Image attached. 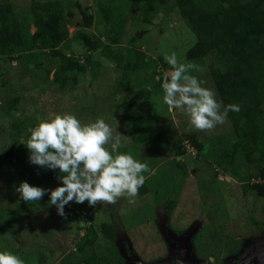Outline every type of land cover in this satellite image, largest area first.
<instances>
[{
	"label": "rangeland",
	"instance_id": "1",
	"mask_svg": "<svg viewBox=\"0 0 264 264\" xmlns=\"http://www.w3.org/2000/svg\"><path fill=\"white\" fill-rule=\"evenodd\" d=\"M1 1L11 3L16 11L25 12L31 0ZM75 3L86 8V14L92 16V26L82 29L83 32L99 40L101 46L109 45L120 50L122 47L131 48L130 54L135 50L142 51L147 58L162 61L166 65L160 68L163 72L162 75L157 74L160 77L171 71L165 55L175 52L178 62L188 63L183 59V50L192 44L193 36L177 12H170L168 17L158 16L155 26L150 29L139 23L140 15H130L119 31L120 43L112 45L109 38L118 32L111 33L105 27L103 18L96 13L93 0H69L70 10L77 14ZM77 18L73 22H77ZM76 30V26L69 25L66 43L69 51L65 54H72L71 57L81 63L84 55L90 54L73 40ZM133 36L136 40L130 45L128 41ZM110 55L114 59L115 55ZM92 56L101 65L96 77L92 78L89 73L77 75L75 77L81 81L77 84L70 82L65 92L55 87H45L41 91L38 81H35L38 77L31 78L26 72L8 75L4 91L9 92L10 97L19 96L16 115H33L37 124L63 113L75 115L82 123L102 118L113 128L114 137L119 136L117 151L131 154L147 165V172L143 173L146 189L143 195H123L114 203L98 201L97 208L103 216L92 218L91 222H108L115 233L111 243L97 237L98 255H104L111 249L124 264H264V198L256 196L257 172L249 168V181L231 178L215 164L224 143L216 142L214 137L207 139L216 132L220 136L229 134L226 118L211 129H197L183 111L167 110L162 100L163 90L157 84L159 80L155 79L158 68L153 69V64L149 69L135 70L132 81L128 78L124 81L114 60L97 54ZM209 60L208 56L196 61L189 74L202 81V86L214 89L208 77ZM40 62L42 70H49L48 80H51L58 61L46 53ZM94 79L96 81L92 84ZM118 82L124 83L118 86ZM4 91L0 90V103ZM137 94L147 96L161 130V140L138 147L130 144L119 117L128 113V104ZM60 105L66 106L65 111L59 110ZM3 115L0 113V126L4 129L7 121ZM190 133L206 136L204 152L198 153L187 144L186 136ZM225 138L227 141L230 139ZM5 143L6 133L0 131V149ZM178 146H184L185 153L174 159L173 150ZM106 147L111 150L110 144ZM3 160L0 152V232L9 236H0V249L13 250L21 245V248L29 247L40 254L52 251V264H59L67 256L73 257L76 244L89 227L88 222L83 219L66 220V211L60 216L48 203L36 211L23 213L24 218H20L21 212L18 215L12 209V201L21 205L25 202L19 199L18 194L8 192ZM3 201H10L12 206L2 204ZM226 242L236 243L238 250L235 255L225 257Z\"/></svg>",
	"mask_w": 264,
	"mask_h": 264
},
{
	"label": "trees",
	"instance_id": "2",
	"mask_svg": "<svg viewBox=\"0 0 264 264\" xmlns=\"http://www.w3.org/2000/svg\"><path fill=\"white\" fill-rule=\"evenodd\" d=\"M93 2L97 15L105 22V27L109 28L111 33L118 32L109 38L112 45L120 43L119 31L130 15H140L139 23L148 26V29L155 26L156 18L160 15L168 17L172 11L180 15L182 23L193 36L192 44L183 50L184 61L192 64L193 68L196 61L209 56V82L216 91L221 109L229 104L239 106L238 111L229 110L225 117L229 125V134L220 136L216 132L207 138L212 140L214 137L216 142L224 143L222 145L224 149L217 154L215 164L222 167L231 178L239 181H249L251 178L249 168L254 169L257 172V181L254 185L256 196L264 198V0H93ZM68 3L69 0H31L25 12H19L11 3L0 0V90H5L8 75L26 72L31 78L38 77L35 81H38L41 91H44L45 87L49 89L55 87L54 89L65 92L70 82L77 84L81 81L76 78L77 75L84 76L89 73L92 78L96 77L101 65L93 58L94 54L109 58L110 61L114 60L113 62L120 68V78L124 81L127 78L132 81L135 70L145 67L149 69L151 64L153 69L158 68L155 75L158 73L162 75L160 68L166 64L147 58L142 51L135 50L130 54L129 51L132 49L128 47V49L122 47L120 50L109 45L101 46L99 40L91 38L82 30L92 26V16L86 14V8H81L75 3L74 6L78 8L75 14L70 10L71 5ZM77 17L79 20L73 22L78 19ZM69 25L78 29L73 35V40L90 54L84 55L81 63L72 58V54L70 56L65 54L69 51L66 44ZM135 40L133 36L128 42L132 45ZM46 53L58 61L51 80H48L49 70H42L40 65V59ZM110 53L115 55L114 59ZM169 68L171 70L170 66ZM163 77L161 76V80ZM95 81L96 79L92 84ZM123 83L118 82L117 85ZM157 84H160V81ZM3 97L0 113L4 114L7 125L4 129L0 126V131L6 133V143L3 147L10 142L2 152L8 192L19 195L15 187L22 180L44 188L55 187L59 183L56 171L27 162V149L23 143L28 139V129L37 125L35 118L33 115L24 117L16 115L19 111V96L10 97V93L4 91ZM150 104L147 96L134 95L128 104V113L119 116L130 144L137 147L161 140L160 121L156 119L155 112L151 111ZM58 107L61 108L60 111L66 109L65 105ZM205 137L190 133L186 136L187 144L196 152L202 153L205 151L207 140ZM225 137L230 139L227 141ZM184 153L185 147L178 146L173 150V158ZM145 192L146 189L142 185L137 193L143 195ZM47 200L45 194L39 201L25 202V205L13 201V206L10 201H3L2 204L11 205L15 212H21L19 217L24 218L23 213L36 211L45 205ZM69 205L71 210L64 209L66 220L82 219L74 212L88 211L92 206L87 201L69 202ZM5 235L9 236L0 232V236ZM114 235L110 223L100 222L98 225L91 222L76 244L75 255L63 258L59 264H124L111 249L104 255H98L97 237L110 242ZM3 250L6 249H0ZM237 250L235 242H226V256L234 255ZM7 251L22 258L23 264L54 262L52 251L40 254L29 247L21 248V245Z\"/></svg>",
	"mask_w": 264,
	"mask_h": 264
},
{
	"label": "clouds",
	"instance_id": "3",
	"mask_svg": "<svg viewBox=\"0 0 264 264\" xmlns=\"http://www.w3.org/2000/svg\"><path fill=\"white\" fill-rule=\"evenodd\" d=\"M164 59L171 71L162 80L159 75L155 79L160 81L164 93L162 100L169 112L183 111L195 128L211 129L224 121L229 110H239L235 104L221 110L215 90L202 86V81L189 74L192 65L178 62L175 52L165 55ZM28 133L23 143L27 162L56 171L59 183L53 188H44L20 181L15 191L24 202L39 201L47 194L48 205L54 206L56 213L63 216L64 208L72 209L69 202L87 201L92 205L90 210L75 213L90 224L92 218L101 216V210L96 211L98 201L114 203L123 195L135 197L144 183L147 165L131 154L117 151L119 136L114 137L113 128L102 118L82 123L73 114H57L51 120H42L30 127ZM109 144L111 150L106 147ZM0 264H23V260L3 250L0 251Z\"/></svg>",
	"mask_w": 264,
	"mask_h": 264
},
{
	"label": "flooded vegetation",
	"instance_id": "4",
	"mask_svg": "<svg viewBox=\"0 0 264 264\" xmlns=\"http://www.w3.org/2000/svg\"><path fill=\"white\" fill-rule=\"evenodd\" d=\"M101 216H103V215H101ZM112 225V224H111ZM104 241H106L107 242V240H104ZM109 242V241H108ZM111 243V242H110ZM115 253V252H114ZM116 254V253H115ZM117 255V254H116ZM235 255V254H234ZM118 256V255H117ZM230 256H233V255H230ZM119 257V256H118ZM225 257H227L226 255H225Z\"/></svg>",
	"mask_w": 264,
	"mask_h": 264
}]
</instances>
